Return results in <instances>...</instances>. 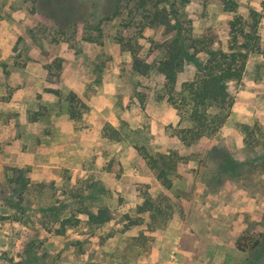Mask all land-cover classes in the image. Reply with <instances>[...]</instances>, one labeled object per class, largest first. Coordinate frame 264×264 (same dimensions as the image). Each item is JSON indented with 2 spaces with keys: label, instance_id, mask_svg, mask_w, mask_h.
Wrapping results in <instances>:
<instances>
[{
  "label": "rangeland",
  "instance_id": "obj_1",
  "mask_svg": "<svg viewBox=\"0 0 264 264\" xmlns=\"http://www.w3.org/2000/svg\"><path fill=\"white\" fill-rule=\"evenodd\" d=\"M252 13L258 50L229 85L227 121L183 145L164 77L133 73L122 43L155 65L175 20L224 45L229 21L248 30ZM195 72L186 62L177 87ZM100 208L110 219L90 224ZM248 261L264 264V0H0V264Z\"/></svg>",
  "mask_w": 264,
  "mask_h": 264
},
{
  "label": "trees",
  "instance_id": "obj_2",
  "mask_svg": "<svg viewBox=\"0 0 264 264\" xmlns=\"http://www.w3.org/2000/svg\"><path fill=\"white\" fill-rule=\"evenodd\" d=\"M225 7L230 12L236 9V5L231 2L225 3ZM163 13L160 10H152L151 21L169 28L170 20ZM251 15L254 23L247 26L248 30L240 18L229 21L226 33L228 39L224 45L211 29L206 30L199 38L191 39L174 19L176 24L169 31L174 32L172 39L164 44L163 56L155 65L139 56L131 40L122 43L124 50L131 54L133 73L147 75L154 70L164 77L160 98H166L178 112L180 120L173 134L183 145L192 146L203 138L215 136L227 121L233 106L229 85L241 81L248 55L258 50V19H255L254 13ZM200 54L204 56L201 61L198 59ZM186 62H193L196 72L193 79L182 83L178 88V75L183 71ZM73 100L74 95L68 100L69 113L75 118L76 107L72 105ZM237 167L239 164L224 160L219 164L218 172L233 175ZM87 215L89 223L95 225L104 224L110 219L106 208H100L97 213L89 212ZM258 244V240L253 241V238L242 236L237 248L243 253L253 252ZM247 264L253 263L248 261Z\"/></svg>",
  "mask_w": 264,
  "mask_h": 264
}]
</instances>
